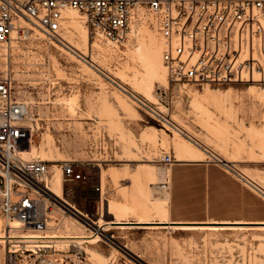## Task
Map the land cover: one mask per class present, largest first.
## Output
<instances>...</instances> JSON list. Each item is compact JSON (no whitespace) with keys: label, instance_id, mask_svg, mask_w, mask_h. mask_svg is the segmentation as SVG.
I'll use <instances>...</instances> for the list:
<instances>
[{"label":"rangeland","instance_id":"rangeland-1","mask_svg":"<svg viewBox=\"0 0 264 264\" xmlns=\"http://www.w3.org/2000/svg\"><path fill=\"white\" fill-rule=\"evenodd\" d=\"M75 12L67 14L69 19L57 37L62 43L33 30L29 36H14L6 45L14 96L29 108L22 124L31 128V142L21 156L57 159L49 163L48 177L60 169L53 166L59 167L60 162L90 165L82 169L79 182L63 183L61 177L62 188L64 184L69 190L63 196L75 209L60 201L40 235L91 236L83 225L88 219L106 227L109 237L114 234L116 246L96 237L77 242L53 239L52 248L34 264H264V228L144 239L142 234L121 233L123 229L113 231L112 226L118 225L104 224L137 220L141 215L148 220L162 216L167 175L158 180L157 171L176 161V143L183 149L196 147L186 135L224 158L245 180L264 188V85L169 84L161 62L163 39L151 26L135 20L125 40L112 44L93 38L82 15ZM151 39L161 63L157 67L148 58ZM83 51L87 56L81 55ZM4 67L0 58V69ZM111 79L128 82L119 87ZM129 88L142 92L135 94ZM130 93L185 135L159 122L150 110L139 108ZM197 102L206 110L197 108ZM165 154L173 158L172 163L157 162ZM202 160L220 164L208 156ZM99 169L105 175L100 203ZM14 222L6 221L0 212V234ZM78 250L80 258L75 256ZM5 251L1 239L0 264Z\"/></svg>","mask_w":264,"mask_h":264},{"label":"built area","instance_id":"built-area-1","mask_svg":"<svg viewBox=\"0 0 264 264\" xmlns=\"http://www.w3.org/2000/svg\"><path fill=\"white\" fill-rule=\"evenodd\" d=\"M70 10L82 15L93 38L112 44L125 40L135 20L151 26L163 39L161 58L169 84L264 85V0H0V58L5 61L0 69V212L6 221L18 223L9 231L45 232L60 201L46 186L49 163L21 156L31 142V128L22 124L29 108L14 96L6 45L14 36H29L33 30L61 43L57 37ZM130 95L159 122L167 120ZM157 162L168 165L173 158L165 154ZM218 162L246 182L226 162ZM60 168L63 183H71L83 180L82 169L90 165L64 161ZM68 192L63 184L62 193ZM83 225L91 238L116 246L103 225L88 219ZM27 235L15 238L8 232L4 264H34L52 248L53 239ZM75 256L82 257V251H75Z\"/></svg>","mask_w":264,"mask_h":264},{"label":"crops","instance_id":"crops-1","mask_svg":"<svg viewBox=\"0 0 264 264\" xmlns=\"http://www.w3.org/2000/svg\"><path fill=\"white\" fill-rule=\"evenodd\" d=\"M166 170V220L146 219L140 222L143 224L137 220L111 222L112 225L117 222L140 224L112 226L113 231L123 229L121 233L142 234L144 239L158 234L179 238L213 229L180 230L175 225H233L214 229L229 232L254 230L258 229L254 225H264V194L224 166L202 159H176ZM154 224L158 226H147ZM112 237L117 239L114 234Z\"/></svg>","mask_w":264,"mask_h":264},{"label":"bare ground","instance_id":"bare-ground-1","mask_svg":"<svg viewBox=\"0 0 264 264\" xmlns=\"http://www.w3.org/2000/svg\"><path fill=\"white\" fill-rule=\"evenodd\" d=\"M69 12H74V11H66L65 12V16H66V18L67 19H69L68 18V16H67V14L69 13ZM76 13V12H75ZM71 18V17H70ZM84 33H86L85 31H84ZM81 34V33H80ZM82 35V34H81ZM86 36V35H85ZM61 43H62V41H61ZM76 44V43H75ZM79 46V45H78ZM154 47H155V42H154V40L153 39H151L150 40V43H149V46H148V49L150 50L149 51V59H151L152 60V64H154V66L155 67H157L158 65H160L161 63H160V59L156 56V53H155V51H153V49H154ZM74 48V47H73ZM78 48H80V47H78ZM84 48V47H83ZM75 49H77V47H75ZM82 49V48H81ZM156 49V48H155ZM84 50V49H83ZM81 51V50H80ZM81 53V52H80ZM148 54V53H147ZM81 55L82 56H87V53L85 52V51H83L82 53H81ZM82 59V58H81ZM148 59V60H149ZM162 62V61H161ZM92 66V65H91ZM109 79V78H108ZM110 80V79H109ZM112 80V79H111ZM125 81H127V80H125ZM124 80H120L118 83L117 82H115L114 80H112V82L113 83H117V86L119 85V87L121 86L122 87V85H127V83L125 82ZM128 82V81H127ZM143 82V81H142ZM144 87V86H143ZM138 88H140V87H138ZM122 89V88H121ZM145 89H147V88H145ZM122 90H124V89H122ZM129 90L131 91V92H133V93H137V94H140L142 91L141 90H139V89H137V88H129ZM149 94V93H148ZM134 95V94H133ZM136 96V95H135ZM137 97V96H136ZM147 97V96H146ZM145 97V98H146ZM147 100L149 99V96L146 98ZM196 104V107L197 108H199L200 110H206L205 108H204V106H202V104H200V103H195ZM196 109V108H195ZM159 115H162L161 113H158ZM166 122V124L168 125V126H170L176 133H178L179 135L181 134V135H185V134H183L182 133V131L180 130V129H178L177 127H175L174 126V124H172L171 123V121H170V119L169 120H166L165 121ZM123 128V127H122ZM190 142H192L193 144H194V146H196V147H194V148H189V149H183V148H181L177 143H176V147L175 148H177V151H176V153H177V160H200V159H202V156H208V157H211V158H215L216 160H218V161H221V162H226V160L224 159V158H222L220 155H218V154H216V152L214 153L213 151H211V150H208V149H206V148H204V147H201L200 145H198V143L196 142V141H194L190 136H188V135H186L185 136ZM182 147H184V146H182ZM26 153V149L25 150H23L22 151V153L21 154H25ZM49 156V155H48ZM52 157V156H51ZM46 158L45 159V161L46 162H48V163H51V162H57L58 160L57 159H53V157L52 158ZM228 162V161H227ZM53 166H55L56 168H60V165H59V167L57 166V165H53ZM157 173H158V180L160 179L161 181L163 180V178H165L164 176H166L167 175V171H166V169H158V171H157ZM104 176L105 175H103V173H102V171L101 170H99L98 171V193H99V196H100V198H99V200H98V202L100 203L101 201H103L102 200V196H101V189H102V184H103V182H104ZM61 177H62V173H61V168L60 169H57L56 170V172L51 176V177H48L47 176V178H46V186H47V188H48V190H49V192H51L53 195H55V197H57L58 198V200L59 201H61V202H63V204H65V205H67V206H69L70 208H73V209H75L74 208V206L73 205H71L70 203H68V201H66V199L64 198V196H63V193H62V182H61ZM157 178V177H156ZM246 182L248 183V184H250L254 189H256V190H258V188L262 191V192H264V188H262V187H260L258 184H256L255 182H253L252 180H249V179H247L246 180ZM100 190V191H99ZM164 197L167 199V192H165L164 193ZM104 214V213H103ZM161 214H162V216L159 218L160 220H166V210L165 209H163V210H161ZM138 215V214H137ZM147 218H146V216H144V215H141L140 217H138L137 218V221L140 223V222H145V220H146ZM109 221V220H108ZM106 223H104L105 224V226H111L112 225V223H111V221H109V222H107V221H105ZM15 223V225L14 224H12V225H10V224H8V226H7V230L6 231H4V234L2 235V233L0 234V241H1V239H3V242H4V239H6L8 236H7V234H8V232H9V234L11 235V237H15V238H17V237H20V236H22V234H29L28 232L29 231H25V232H21V231H17V230H15V229H12L11 231H9L8 230V227H11V228H14V227H16V226H18V223L17 222H14ZM65 223H67V222H64V224ZM122 222H117V223H114V225L115 224H121ZM125 223V222H124ZM127 223V222H126ZM70 224H72V223H70ZM74 224V223H73ZM137 224V223H136ZM140 224H143V223H140ZM140 224H138V225H140ZM14 225V226H13ZM58 225V224H57ZM56 225V226H57ZM80 225V224H79ZM172 225V224H171ZM51 226V225H50ZM55 226V225H54ZM72 226V225H71ZM123 226V225H122ZM135 226V225H134ZM144 226V225H143ZM147 226H158V225H156V224H154V225H147ZM175 226H179V227H177L178 229H180V230H202V229H205V228H207V229H227L226 227H222V226H233V225H175ZM205 226H207V227H205ZM214 226H216V227H214ZM217 226H221V227H217ZM254 226H258V227H256V228H264V225H254ZM47 228V227H46ZM67 228V227H66ZM106 228V227H105ZM236 228V227H235ZM77 229H79V228H77ZM80 230V229H79ZM71 231H73V230H71ZM75 231V230H74ZM69 232V231H68ZM76 232V231H75ZM74 232V233H75ZM79 232H81V230L79 231ZM62 233V232H61ZM50 234V233H49ZM49 234H47V235H45V236H41L39 233L38 234H34V235H32V234H30V235H27V236H31V237H34V238H40V237H45V238H47V239H60V240H64V241H74V240H76V242L77 241H82V240H85V239H87L88 241H92L93 239L91 238V236H85V235H53V234H51V235H49ZM64 234V233H63ZM83 234V233H82ZM65 243V242H64Z\"/></svg>","mask_w":264,"mask_h":264},{"label":"water","instance_id":"water-1","mask_svg":"<svg viewBox=\"0 0 264 264\" xmlns=\"http://www.w3.org/2000/svg\"><path fill=\"white\" fill-rule=\"evenodd\" d=\"M115 225H138V224H136L135 222H130V223L122 222L121 224H115Z\"/></svg>","mask_w":264,"mask_h":264}]
</instances>
